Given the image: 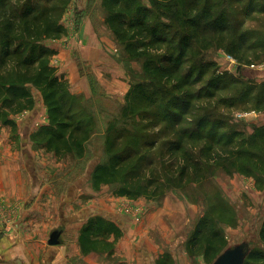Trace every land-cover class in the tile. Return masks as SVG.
Masks as SVG:
<instances>
[{
	"label": "rangeland",
	"instance_id": "1",
	"mask_svg": "<svg viewBox=\"0 0 264 264\" xmlns=\"http://www.w3.org/2000/svg\"><path fill=\"white\" fill-rule=\"evenodd\" d=\"M64 1H68V8L73 0ZM135 1L136 6L143 5L151 9L153 16L160 14L151 8L150 0ZM190 1L192 5L197 6L195 8L197 11L202 10L206 0ZM223 1L210 0L208 6L214 11L225 10L226 15L232 16L234 23L230 22V24L233 25L232 28L236 33L248 29L259 31L260 39L264 40L263 14L244 16L241 9L247 3L245 0L233 4ZM218 2L222 4L216 7ZM162 5L159 4L160 11ZM161 20L168 22L165 18ZM175 32H179L180 35L194 33L191 28L182 29L179 20L171 30L164 29L163 34L171 39ZM204 37L205 35H196L193 46L196 54L200 55L197 58L193 57L191 63L184 64L183 69L187 71L189 67H197L201 62L214 65V68L194 86L175 93L182 98H186L187 95H184L186 91L192 93V97L188 99L189 107L185 112L178 114L182 123L177 128L165 126L163 123H158L155 129L150 127L151 133L162 131L158 136L156 149L152 153L159 156V159L157 156L153 158L160 163L159 179L164 182V193L156 198L141 195L137 199L116 194L120 187L125 186L123 180L114 184L95 186L92 182V174L89 180L85 179L90 170L93 172L97 167L107 165L109 162L110 155L105 146L108 126L113 123L121 126L124 123L121 113L130 86L147 78L143 71V62L129 59L124 54L123 47L112 35L110 39L114 43V48L110 50L115 66L111 67L110 72L114 80L123 82L124 87L122 89L120 87V91L116 89L117 93L107 94V90L97 85L96 75L88 73L91 90L83 88L78 94L76 87L71 85L66 75L58 73L60 68L56 58L59 54L56 46L57 42L65 38V34L58 39L42 43L55 51V54L49 57V62L56 74L63 77L62 97L66 104L65 111L73 114L74 121L82 123L91 134L88 140L83 142L80 153L58 154L45 147L42 132L50 125V121L43 93L39 88L30 83L26 84L34 101L30 109H27L25 104L20 106L13 104L3 108L0 101V132L3 128H7L5 131L8 132L9 138L17 137L18 147H21L24 134L27 151L32 157L31 174L25 169L30 176L29 193H23L18 203L17 201L12 203L10 209L14 210L12 219L20 216L22 223H31L27 227L33 235L32 239L37 240L42 237L46 242L52 231L66 227L68 232H65L64 244L68 247V256L72 255V264H212L205 260L204 242L196 247L190 245L196 225L200 220L208 217L212 221V228L220 232L225 241V246L220 250L219 255L245 242L249 243L251 250L264 251V245L259 239V231L264 223V175H257L253 170L255 165L261 166L264 170V150L260 151L262 156L256 153V160L251 162L243 163L236 157H230L221 161L216 160L213 164L200 153L204 145L202 140L187 149L196 166L185 164L179 153L168 160V156L163 152L165 149L162 148V143L172 139L176 130L188 128L192 126L190 125L192 121L204 117L209 120V126L202 130L203 135L211 132L217 139L223 133L229 135L234 132L233 130L237 131L238 137L233 143V150L241 152L244 156L242 158L245 159L246 147L241 144L264 126V110L254 111L252 103L244 102L232 108L221 105L224 103L222 98L228 99L230 95L227 90H223L224 76L243 82L245 85L241 88V92H244L249 80L253 84L264 82V62L249 60L239 64L218 43L217 38H211L209 32L208 37ZM203 39H207L205 43ZM202 47L204 50H201ZM148 53L147 57L161 56L165 53V48L157 52L150 50ZM12 60L5 61L6 66L0 67V84L12 80L7 76L14 73ZM103 75L104 78L113 79L109 72L105 71ZM219 77L222 79L213 87L215 96L213 99L206 97L209 96L210 79L215 80ZM201 89H204L203 94L206 96L202 97L198 94ZM198 96L202 98L197 100ZM144 112L148 113V107H145ZM19 116L20 122L16 120ZM214 122L219 124L212 125ZM135 123L138 126L145 125L138 120H135ZM18 125L20 129L15 135ZM128 126L132 128L131 123H128ZM218 127L221 128L217 129ZM203 154L205 155V152ZM183 165L186 166V174L181 178ZM167 167L169 171L166 173ZM220 167L225 168L226 171ZM241 168L257 176L251 178L241 175L243 178L236 181L232 175H228L239 172ZM90 219H101L106 224L114 225L120 231V238L115 239L108 235L94 239L87 253L81 250L80 255L76 256L78 252H75L77 248L75 240H79L82 228ZM125 240L127 247L124 249ZM122 250L128 252L129 257L125 256Z\"/></svg>",
	"mask_w": 264,
	"mask_h": 264
},
{
	"label": "trees",
	"instance_id": "2",
	"mask_svg": "<svg viewBox=\"0 0 264 264\" xmlns=\"http://www.w3.org/2000/svg\"><path fill=\"white\" fill-rule=\"evenodd\" d=\"M237 1L240 0L223 2L233 4ZM245 1L247 3L241 9L244 16H252L256 13L264 15V2H261L264 0ZM67 2L0 0V67L6 66L5 61L11 59L14 64V73L7 75L12 80L0 84L1 105L4 108L13 104L19 106L25 104L26 108L30 109L34 101L26 84L30 83L39 88L43 93L50 121V125L42 132L45 147L63 155L80 153L83 142L87 141L91 134L82 123L74 121L73 114L65 111L66 104L62 97L63 77L56 74L49 62V57L53 56L55 51L42 44L47 40L58 39L65 33L61 20ZM191 2L190 0H150L151 8L162 14L153 16L151 9L143 5L136 6L135 0L102 1L107 28L123 47V52L129 59L143 62L142 67L147 78L130 86L121 113L124 123L121 126L114 123L108 126L105 146L110 159L107 165L99 166L92 172V182L95 186L114 184L123 180L125 186L120 187L116 194L129 199H137L141 195L156 198L164 193V182L159 179L160 163L153 158L157 156L159 159V156L152 153L156 149L158 136L162 131L151 133L150 127L155 129L158 123H163L165 126L177 128L182 123L178 114L185 112L189 107L188 99L192 97V93L186 91L184 94L187 95L186 98L175 93L194 86L213 70L214 65L202 62L197 67H189L187 71L183 69L184 64L191 63L193 57L197 58L200 55L196 54L193 46L196 35H205L206 38L209 32L211 38H217L218 43L239 64L249 60L264 62V40L260 39L259 31L248 29L236 33L232 28L233 25L230 24V22L234 23V18L226 15L225 10L214 11L208 6L210 0H206L202 10L196 11L197 6L192 5ZM160 3L163 4L162 11L159 10ZM220 3H216V7ZM161 18H165L168 22L162 21ZM177 20L182 29H193V35L188 33L180 35L179 32H175L174 37L168 39V35L163 34L164 29L171 30ZM206 40L203 39V43ZM163 48H165L163 55L147 57L150 50L157 52ZM203 48L201 50H204ZM224 78L223 90H227L230 95L228 99L222 98L224 99L222 106L232 108L236 104L249 102L253 104L254 111L264 110V82L253 84L249 80V85L244 92H241V88L245 85L243 82L233 77L227 78V75ZM221 79V77L210 79L209 96L203 94L204 89L198 94L213 99L215 96L213 87ZM202 97L198 96L197 100ZM145 107H148V113L144 112ZM135 120L145 125L138 126ZM192 122L190 123L192 126L188 128L172 131L173 138L162 143V148L165 149L163 152L168 156V160L179 153L185 164L196 166L187 149L202 140L204 145L200 153L213 164L216 160L221 161L230 157H236L239 162L246 163L245 161L256 160V153L262 156L260 151L264 150V126L241 144L246 147L247 153L244 159L241 152L233 150V143L238 137L237 131L233 130L234 132L229 135L223 133L216 139L211 132L202 134V130L209 126L208 119L200 117ZM128 123H131L132 128H129ZM217 124L219 122H214L212 125ZM220 168L225 170L223 167ZM253 170L257 175H264V170L259 165H255ZM168 171L169 167L165 169L166 173ZM239 173L251 178L257 176L242 168L239 172L228 175ZM185 174L186 166L183 165L180 177ZM209 220L205 217L199 221L193 231L190 245L196 247L204 242L205 260L213 263L220 256L219 252L225 246V241L221 233L212 228V221ZM108 235L118 239L120 231L101 219H90L80 233L81 250L87 253L94 239ZM259 239L264 245V223L259 231ZM244 264H264V251L250 250Z\"/></svg>",
	"mask_w": 264,
	"mask_h": 264
},
{
	"label": "crops",
	"instance_id": "3",
	"mask_svg": "<svg viewBox=\"0 0 264 264\" xmlns=\"http://www.w3.org/2000/svg\"><path fill=\"white\" fill-rule=\"evenodd\" d=\"M102 1L73 0L61 20L65 38L60 42L56 41L58 43L56 50L59 54L56 60L60 68L58 73L66 75L71 85L76 87L78 94L83 88L91 90L88 73L96 75L97 85L107 90V94L117 93L120 87L121 89L124 87L123 82L114 80L110 72L111 67L115 66L110 50L114 48V43L110 39L112 34L105 24ZM105 71L109 72L113 79L104 78ZM20 118L19 116L16 120L20 122ZM16 129L15 135L19 132L20 125ZM5 130L7 128L0 132V264H72V255L68 256V247L64 244V235L68 232L66 227L63 228L62 244L49 246L48 241L54 231L48 235L46 242L42 237L35 240L32 239L33 235L27 227L31 223H22L20 216L12 219L14 213V210H10L12 203L16 201L18 203L23 193H29L30 176L27 172L31 174L32 157L26 148L25 135L23 134L21 147H18L17 137L9 138ZM233 177L236 181L243 178L240 174ZM75 244L77 256L81 251L79 240L76 239ZM126 247L125 240L123 248ZM123 254L129 257L125 250ZM86 261L88 262L87 259Z\"/></svg>",
	"mask_w": 264,
	"mask_h": 264
},
{
	"label": "water",
	"instance_id": "4",
	"mask_svg": "<svg viewBox=\"0 0 264 264\" xmlns=\"http://www.w3.org/2000/svg\"><path fill=\"white\" fill-rule=\"evenodd\" d=\"M91 170L87 174L85 180H89L91 177ZM82 184V183H80ZM63 228L55 230L51 233L48 241L49 246H59L62 244ZM251 248L249 243L245 242L238 246L225 250L212 264H244Z\"/></svg>",
	"mask_w": 264,
	"mask_h": 264
}]
</instances>
